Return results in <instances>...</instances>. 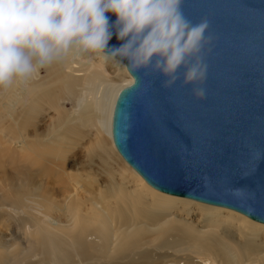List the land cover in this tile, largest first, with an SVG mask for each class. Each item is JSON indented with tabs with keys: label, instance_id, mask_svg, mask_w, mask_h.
I'll list each match as a JSON object with an SVG mask.
<instances>
[{
	"label": "bare ground",
	"instance_id": "obj_1",
	"mask_svg": "<svg viewBox=\"0 0 264 264\" xmlns=\"http://www.w3.org/2000/svg\"><path fill=\"white\" fill-rule=\"evenodd\" d=\"M124 65L84 54L0 89V130L22 136L32 128L36 141L28 154L43 156L35 162L38 175L47 185L65 176L71 188L63 208L52 202L46 209L28 169L23 178L14 174L0 181L4 198L20 203L14 217H26L15 221L18 230L32 237L15 252L0 237V264L220 263L210 250L226 264H264V224L157 191L119 155L111 133L113 111L122 89L133 83ZM37 121L50 122L41 130ZM79 152L85 157L74 162L73 174H65L66 155L76 160ZM95 161L106 176L104 186L92 170ZM86 189L90 198L82 197Z\"/></svg>",
	"mask_w": 264,
	"mask_h": 264
},
{
	"label": "water",
	"instance_id": "obj_2",
	"mask_svg": "<svg viewBox=\"0 0 264 264\" xmlns=\"http://www.w3.org/2000/svg\"><path fill=\"white\" fill-rule=\"evenodd\" d=\"M182 11L209 21L204 98L181 86L182 70L170 89L158 74L127 70L114 146L153 189L264 224V0H184ZM120 43L113 34L108 47Z\"/></svg>",
	"mask_w": 264,
	"mask_h": 264
},
{
	"label": "clouds",
	"instance_id": "obj_3",
	"mask_svg": "<svg viewBox=\"0 0 264 264\" xmlns=\"http://www.w3.org/2000/svg\"><path fill=\"white\" fill-rule=\"evenodd\" d=\"M184 0H0V89L35 79L41 69L90 54L124 65L131 73L158 74L172 88L205 96L203 54L213 43L206 18L191 22ZM109 14L115 21L109 24ZM113 34L118 47H108Z\"/></svg>",
	"mask_w": 264,
	"mask_h": 264
},
{
	"label": "rangeland",
	"instance_id": "obj_4",
	"mask_svg": "<svg viewBox=\"0 0 264 264\" xmlns=\"http://www.w3.org/2000/svg\"><path fill=\"white\" fill-rule=\"evenodd\" d=\"M43 76H45L44 73H42V77ZM37 122H38V127L42 130V127L46 128L50 121H37ZM1 126L2 125L0 124V127ZM25 134L26 135L23 134L22 136H19L14 131H10V133H5L4 131L0 130V181H4L8 177H11V175L14 174H19V176L23 178L22 172L26 168L30 173L34 175V178L36 179L35 182L38 184V188L35 189V193L42 197L41 206L47 209V207H49L53 202L55 203V205L63 208L64 199L67 196V192L71 189L70 188L68 190L69 188L68 179L65 176L56 177L58 180L57 184H48V185L46 184L47 181L45 180V177H41L40 175H38V170L40 167L35 163L37 160H40L43 156L39 158L34 154H28L29 153L28 147H31L32 144L36 141V139L32 136L33 134L32 128H29ZM28 155L29 156L31 155L30 158ZM79 156L85 157L84 154H82L81 152H79L78 158L76 160L73 158L71 153L66 155L65 174H67V172L69 174L70 173L73 174V172L75 171L74 162L79 161ZM95 162H94L95 164L92 167V170L94 173L101 175L99 179L100 181L98 180V183L104 186L105 185L104 180L106 179V176L102 173L101 167L98 164V162L97 161ZM110 165L116 173L119 172L117 161H112ZM93 191L96 193L98 192L96 186H94ZM4 193H5V189L0 187V231H2L3 233V236H1V232H0V237L3 238V240L9 242L7 246L12 247V249L10 250L11 252H15V251H19L22 247L26 246L27 243L30 242L32 237L30 238L23 237L24 235L22 234L21 230H18L19 229L18 225L15 222L16 220L22 221L26 218L24 217L23 219H18L15 218L13 215L12 210L13 209L17 210L20 207V203L19 202L12 203L11 201L5 199ZM82 197L90 198V194L87 191V189L82 194ZM2 205H7V206H2ZM3 207L4 209H2ZM193 218L191 220H193V222L196 224L197 219H195V217ZM7 227L9 228L10 233H8L9 231L6 230ZM209 253L211 256L218 255V260L220 261V263L226 264L224 261H221L219 252H216V250L214 251L210 250ZM209 259L211 260L210 257ZM211 261L212 262H206L203 260L200 262V264L201 263L220 264L217 261L214 260Z\"/></svg>",
	"mask_w": 264,
	"mask_h": 264
}]
</instances>
